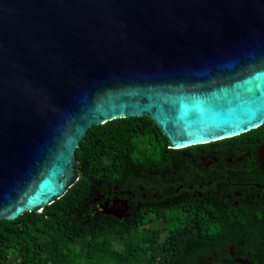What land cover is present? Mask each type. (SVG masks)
Returning <instances> with one entry per match:
<instances>
[{"label": "water", "instance_id": "obj_1", "mask_svg": "<svg viewBox=\"0 0 264 264\" xmlns=\"http://www.w3.org/2000/svg\"><path fill=\"white\" fill-rule=\"evenodd\" d=\"M135 117L171 150L263 126L264 0H0V221L62 198L89 129Z\"/></svg>", "mask_w": 264, "mask_h": 264}, {"label": "flooded vegetation", "instance_id": "obj_2", "mask_svg": "<svg viewBox=\"0 0 264 264\" xmlns=\"http://www.w3.org/2000/svg\"><path fill=\"white\" fill-rule=\"evenodd\" d=\"M263 141L259 134L142 165L127 161L142 170L89 181L96 188L86 216L140 226L150 239L167 243L158 256L167 264H261Z\"/></svg>", "mask_w": 264, "mask_h": 264}, {"label": "trees", "instance_id": "obj_3", "mask_svg": "<svg viewBox=\"0 0 264 264\" xmlns=\"http://www.w3.org/2000/svg\"><path fill=\"white\" fill-rule=\"evenodd\" d=\"M259 134L264 137V125L235 138L171 150L167 138L147 117L92 126L75 151L74 167L80 177L65 195L41 212L0 221V264H167L166 259L158 258L167 252V243L150 239L140 226L114 223L106 216H86L94 193L91 189L96 188L89 181L117 180L129 168L142 170L135 166L156 162L159 156L180 155ZM143 157L150 159L144 161ZM127 161L135 168L126 167ZM261 242L264 264V237Z\"/></svg>", "mask_w": 264, "mask_h": 264}, {"label": "rangeland", "instance_id": "obj_4", "mask_svg": "<svg viewBox=\"0 0 264 264\" xmlns=\"http://www.w3.org/2000/svg\"><path fill=\"white\" fill-rule=\"evenodd\" d=\"M77 263H79L80 264V262L78 261ZM82 264V263H81Z\"/></svg>", "mask_w": 264, "mask_h": 264}]
</instances>
